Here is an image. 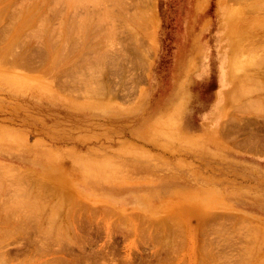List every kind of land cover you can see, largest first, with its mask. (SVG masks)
<instances>
[{
	"label": "rangeland",
	"instance_id": "1",
	"mask_svg": "<svg viewBox=\"0 0 264 264\" xmlns=\"http://www.w3.org/2000/svg\"><path fill=\"white\" fill-rule=\"evenodd\" d=\"M29 1L0 0V264H264V0Z\"/></svg>",
	"mask_w": 264,
	"mask_h": 264
},
{
	"label": "bare ground",
	"instance_id": "2",
	"mask_svg": "<svg viewBox=\"0 0 264 264\" xmlns=\"http://www.w3.org/2000/svg\"><path fill=\"white\" fill-rule=\"evenodd\" d=\"M28 1H29V0H28ZM36 1H37V0H36ZM49 1H50V0H49ZM79 1H81V0H79ZM79 1H78V2H79ZM102 1H103V0H102ZM117 1H118V0H117ZM124 1H126V0H124ZM259 1H260V0H259ZM29 2H31V1H29ZM43 2H44V1H43ZM50 2H51V1H50ZM148 2H149V1H148ZM262 2H263V1H262ZM79 3H80V2H79ZM99 3H100V2H99ZM117 3H118V2H117ZM120 3L123 4V3H124L123 0H121ZM127 3H128V2H127ZM152 3H153V2H152ZM259 3H260V2H259ZM118 4H119V3H118ZM121 4H120V5H121ZM139 4H140V3H139ZM149 4H150V3H149ZM256 4H257V3H256ZM21 5H22V4H21ZM65 5H66V4H65ZM136 5H137V4H136ZM142 5H143V4H142ZM144 5H145V4H144ZM250 5H251V4H250ZM257 5H259V4H257ZM16 6H17V5H16ZM22 6H23V5H22ZM26 6H28V4H27ZM97 6H98V5H97ZM122 6H123V5H122ZM122 6L120 7L121 9H122ZM140 6H141V5H140ZM147 6H148V5H146V7H147ZM259 6H260V5H259ZM263 6H264V5H263ZM20 7H21V6H20ZM55 7H56V6H55ZM118 7H119V6H117V8H118ZM141 7H143V6H141ZM153 7H154V6H153ZM257 7H258V6H257ZM48 8H49V7H48ZM48 8H47V9H48ZM68 8H69V7H68ZM112 8H113V7H112ZM120 8H119V9H120ZM144 8H145V7H144ZM144 8H143V9H144ZM19 9H20V8H19ZM24 9H25V8H24ZM109 9H110V8H109ZM121 9H120V10H121ZM126 9H127V8H126V6L124 5V9H123V10H125V12H126ZM150 9H151V8H150ZM12 10H13V9H12ZM25 10H26V9H25ZM29 10H30V9H29ZM50 10H51V9H50ZM50 10H48V12H49ZM53 10H54V9H53ZM53 10H52V11H53ZM55 10H56V9H55ZM85 10H86V9H85ZM107 10H108V9H107ZM113 10H114V9H113ZM146 10H147V9H146ZM148 10H149V9H148ZM259 10H261V9L259 8ZM52 11H50L51 14H52ZM88 11H89V10H88ZM25 12H26V11H25ZM28 12H29V11H28ZM28 12H27V13H28ZM50 12H49V14H50ZM53 12H54L53 14H55V11H53ZM56 12H57V11H56ZM66 12H67V11H66ZM92 12H94V11L92 10ZM102 12H103V11H102ZM108 12H109V11H108ZM108 12H107V13H108ZM118 12L120 13V11H118ZM148 12H149V11H148ZM46 13H47V12H46ZM61 13H62V12H61ZM63 13H64V11H63ZM63 13H62V14H63ZM112 13H113V12H111V14H112ZM114 13H115V12H114ZM15 14H16V13H15ZM18 14H19V13H18ZM21 14H22V13H21ZM104 14L106 15V12H105ZM120 14H121V13H120ZM10 15H12V14H10ZM24 15H25V13L23 14V16H24ZM47 15H48V14H46V16H47ZM55 15H56V14H55ZM55 15H54V16H55ZM60 15H61V14H60ZM86 15H87V14H86ZM89 15H90V14H89ZM89 15H88V16H89ZM97 15H98V14H97ZM99 15H100V13H99ZM107 15H108V14H107ZM109 15H110V13H109ZM115 15H116V14H115ZM121 15H122V14H121ZM25 16H26V15H25ZM31 16H33L32 13L30 14V17L28 16V17L30 18V23H29V24H31V19H32ZM42 16H44V15H42ZM46 16H45V18L43 17L44 19L41 18V20L43 19V20H42L43 22H44V20L48 21V23H47V25H48V24L50 23V21H51V19H50V18H51V15H50V18H49V17L47 18ZM54 16H53V17H54ZM56 16H57V15H56ZM58 16H59V14H58ZM79 16H80V15H78V17H79ZM17 17H18V16H17ZM36 17H37V16H36ZM92 17H93V16H92ZM98 17H103V15H102V16H98ZM111 17H112V19H113V16H111ZM148 17H151V16L148 15ZM13 18H14V17H13ZM19 18H20V17H19ZM19 18H18V20H19ZM29 18H28V19H29ZM37 18H38V17H37ZM59 18H60V17H59ZM74 18H76V17H74ZM109 18H110V17H109ZM109 18H108V21H109ZM123 18H125V17H123ZM136 18H137V20L139 19V17H137V16H136ZM48 19H49V20H48ZM76 19H77V18H76ZM84 19H85V18H84ZM87 19H88V18H87ZM87 19H86V20H87ZM101 19H102V18H101ZM103 19H104V18H103ZM106 19H107V17H106ZM149 19H150V18H148V21H149ZM151 19H152V17H151ZM151 19H150V21H151ZM227 19H228V18H227ZM21 20H22V19H21ZM25 20H27V17L25 18ZM41 20H40V21H41ZM139 20H140V19H139ZM153 20H154V19H153ZM28 21H29V20H28ZM28 21H27V22H28ZM46 21L44 22L45 25H44V23L41 22V26L44 25V26H43L44 28H45V26H47V25H46ZM72 21H73V20H72ZM87 21L89 22V20H87ZM92 21H93V20H92ZM96 21L98 22V20H96V19H95V21H93V22H96ZM100 21H101V20H100ZM104 21L106 22V20H104ZM111 21H112V20H111ZM120 21H121V20H120ZM135 21H136V19H135ZM14 22H15V21H14ZM27 22H26V24H27L26 26L29 25ZM60 22H61V21H60ZM68 22H69V21H68ZM77 22H78V21H77ZM77 22H75V23L77 24ZM80 22H81V21H80ZM131 22H132V21H131ZM140 22H141V20H140ZM11 23H13V22H11ZM11 23H10V24H11ZM21 23L23 24V22H21ZM21 23H20L19 25H21ZM54 23H55V22H54ZM63 23H64V22H63ZM63 23H62V24H63ZM72 23L74 24V21H73ZM99 23H100V22H99ZM136 23H137V22H136ZM56 24H57V22H56ZM62 24H61V25H62ZM73 24H72V25H73ZM88 24H89V23H88ZM130 24H131V23H130ZM37 25H39V24H37ZM70 25H71V24H70ZM70 25H69V26H70ZM79 25H81V24L79 23ZM86 25H87V24H86ZM86 25H85V26H86ZM90 25H91V24H90ZM90 25H88V26L91 28ZM96 25H98V23H97ZM102 25H103V24H102ZM131 25H132V24H131ZM135 25H136V24L133 23V26H135ZM9 26H10V25H8V27H9ZM16 26H17V25H16ZM26 26H25V24H24V27H26ZM32 26H33V24H32ZM69 26H68V27H69ZM73 26L76 27V25H73ZM98 26L100 27V25H98ZM129 26H130V25H129ZM136 26H137V25H136ZM142 26H143V28H144V26H145V25H143V22H142ZM229 26H230V25H229ZM19 27H20V26H19ZM24 27H22L21 29H23ZM43 27H41V30H42V31L44 30V33L46 34V31H47L48 27H47V29L45 28L46 30H45V29H42ZM49 27H51V26H49ZM54 27H55V26H54ZM78 27H79V26H78ZM78 27H77V28H78ZM93 27H94V26H93ZM93 27H92V28H93ZM99 27H97V28L95 27V34H97L96 30H97ZM101 27H102V26H101ZM6 28H7V27H6ZM82 28H83V27H82ZM90 28H89V30H90V34L94 35V34H93L94 32L91 33L92 28H91V29H90ZM141 28H142V27H141ZM18 29H20V28H18ZM21 29H20V30H17V32H18V31H19V32L22 31ZM33 29H34V28H33ZM49 29H50V28H49ZM52 29L55 31L54 28H52ZM59 29H60V28H58V31H59ZM61 29H62V28H61ZM61 29H60V30H61ZM67 29H68V28H67ZM74 29H75V28H74ZM85 29L88 30L87 27H86ZM93 29H94V28H93ZM132 29H133V27H132ZM53 30H50V31L52 32ZM70 30H71V28H70ZM79 30H81V29H79ZM79 30H76V31L79 32ZM145 30H146V29H145ZM228 30H229V28H228ZM31 31H32V30H31ZM31 31H30V32H31ZM36 31H37V30H36ZM56 31H57V30H56ZM66 31H67V30H66ZM74 31H75V30H74ZM82 31H83V29H82ZM17 32H16V33H17ZM37 32L40 33L39 30H38ZM48 32H49V31H47V33H48ZM60 32H61V31H60ZM109 32H110V31H109ZM38 33H37V34H38ZM41 33H42V32H41ZM44 33H43V35H44ZM54 33H55V32H54ZM61 33H62V32H61ZM18 34H19V33H18ZM18 34H17V36H18ZM24 34H25V33H24ZM28 34H29V33H28ZM31 34H32V32H31ZM31 34H30V36H31ZM34 34H35V29H34ZM56 34H59V33L56 32ZM66 34L69 35L67 32H66ZM74 34H76V33H74ZM74 34H73V35H74ZM86 34L89 36V32H86ZM86 34H84V35L87 37ZM11 35H12V34H11ZM26 35H27V33H26ZM35 35H36V34H35ZM41 35H42V34H41ZM48 35H49V36H53L52 33H49ZM48 35H46V38L48 37ZM54 35H55V34H54ZM107 35H108V34H107ZM126 35H127V34H126ZM5 36H6V35H5ZM15 36H16V35H15ZM15 36H14V37H15ZM17 36H16V37H17ZM36 36H37V35H36ZM38 36H39V35H38ZM38 36H37V37H38ZM44 36H45V35H44ZM60 36H61V35H60ZM71 36H72V35H71ZM97 36H98V35H97ZM142 36H143V35H142ZM12 37H13V36H12ZM14 37H13V38H14ZM27 37H28V36H27ZM33 37H34V35H33ZM58 37H59V36H58ZM66 37H67V36H66ZM68 37H69V36H68ZM68 37H67V38H68ZM105 37H106V36H105ZM110 37H111V36H109V38H110ZM31 38H32V37H31ZM38 38H39V37H38ZM49 38H50V37H49ZM53 38H54V37H53ZM60 38H61V37H59V39H60ZM69 38H70V37H69ZM93 38H95V36H94ZM101 38H102V37H101ZM145 38H146V37H145ZM50 39L52 40V38H50ZM84 39H85V38H84ZM96 39H97V38H96ZM102 39H103V38H102ZM19 40H21V39H19ZM19 40H18V41H19ZM24 40H25V39H24ZM34 40H35V39H34ZM38 40H39V39H38ZM16 41H17V40H16ZM52 41H53V40H52ZM52 41H51V42H52ZM135 41H136V40H135ZM4 42H5V41H4ZM12 42H13V40H12ZM46 42L48 43V42H50V41H49L48 39H46ZM82 42H84V40H83ZM85 42H86V41H85ZM97 42H98V41H97ZM13 43L16 44L15 42H13ZM17 43H18V42H17ZM19 43H20V42H19ZM54 43H55V42H54ZM263 43H264V42H263ZM263 43H262V44H263ZM49 44L52 45L53 43H48V45H49ZM56 44H57V43H56ZM56 44H55V45H56ZM97 44H98V43H97ZM6 45H7V44H6ZM6 45H4V47H5ZM10 45L13 46L12 43H11V44H8L9 47H10ZM18 45H19V44H18ZM45 45H46V44H45ZM64 45H66V44H64V42H63V45H62V46H64ZM92 45H93V44H92ZM238 45H240V40H239L238 30H237V29H234V30L231 32V44H230V45L228 44V45L226 46L227 49H226V51L224 52V57H223L224 60H223V64H222V66L224 67V69L221 71V76H220V88H219V90H218V92H217V95H216V101H217V104H218V105H220V104L223 102L224 96H225L226 93L229 91L228 88L230 87V85H231L232 83H234V85H235V83H236V81H237V85H235V86H238L239 81L242 80L241 77H244V76H241V75H243V74H242L240 71H237V70H236V71H237L238 73H236V72H232L231 75H230V73H228L229 65H228V62H227L228 59L226 58L227 51H228V53H229L228 55H230V57L233 56V52L236 50V46H238ZM263 45H264V44H263ZM8 46H7V48H9ZM20 46H21V45H20ZM56 46H57V45H56ZM56 46H54V47H56ZM84 46H85V45H84ZM248 46H249V45H248ZM14 47H16V46H14ZM17 47H18V46H17ZM46 47L48 48V46H46ZM54 47H53V48H50V49L48 48V49H49V52H48V53H51V55H53V53L50 52V51L54 50ZM88 47H89L90 49H92L90 46H88ZM238 47H239V46H238ZM12 48H13V47H12ZM61 48H62V47H61ZM61 48H60V52H59V50H57V51L59 52V54H57L58 58L56 57V55L54 56V57H56V59L58 60V61L56 60V62H59V64H61V58H62V55H63V54H61V57H59V56H60V53H61V52H62V53L65 52V50H62V51H61ZM63 48H66V47L64 46ZM51 49H52V50H51ZM85 49H86V48H85ZM10 50H11V49H10ZM10 50L7 49L8 53H9ZM77 50H78V49H77ZM79 50H80V49H79ZM255 50H256V49H255ZM261 50H262V49H261ZM5 51H6V50H4L3 52L6 53ZM11 51H13V49H12ZM25 51H26V50H25ZM99 51H100V50H99ZM247 51H248V50H247ZM53 52H54V51H53ZM82 52H83V50H82ZM88 52H89V51H88ZM248 52H250V51H248ZM259 52H260V51H259ZM0 53H2V52H0ZM25 53H26V52H25ZM262 53H263V52H262ZM10 54H11V53H10ZM12 54H13V53H12ZM45 54H46V53H45ZM73 54H75V53H73ZM2 55H3V53H2ZM25 55H26V54H25ZM3 56H4V55H3ZM1 57H2V56H1V54H0V58H1ZM45 57H46V56H45ZM45 57H44V58H45ZM54 57H53V59H54ZM59 58H60V59H59ZM21 59H22V58H21ZM45 59H46V58H45ZM45 59H44V60H45ZM48 59H49V58H48ZM53 59H52V61H53ZM229 59H231V58H229ZM72 60H73V59H72ZM262 60H263V61H262ZM262 60H259L260 62L258 61V64H259L260 66H264V58H263ZM13 61H14V60H13ZM56 62H54V63H55V64H54V68H55L56 65H57V66L59 65V64H57ZM74 63H75V62H74ZM254 63H255V62H254ZM247 64H248V63H247ZM247 64H246V65H247ZM255 64H256V63H255ZM19 65H20V64H19ZM61 65H62V64H61ZM71 65H72V64H71ZM230 65H231V64H230ZM248 65H249V64H248ZM251 65H252V64H251ZM251 65L249 66V68L251 67ZM23 66H24V65H23ZM145 66H146V65H145ZM231 66H233V65H231ZM58 67H59V66H58ZM223 67H222V68H223ZM244 68H245V67H244ZM122 69H123V68H122ZM235 69H236V68H235ZM235 69H234V70H235ZM52 70H53V69H52ZM54 70H56V69H54ZM234 70H233V71H234ZM23 71H24V69H23ZM63 71H64V70H63ZM126 71H127V70H126ZM50 72H51V71H50ZM59 73H60V72H59ZM240 73H241V74H240ZM123 74H124V72H123ZM238 74H239V75H238ZM245 76H246V74H245ZM257 79H258V78H257ZM263 80H264V79H263ZM259 81H260V79H259ZM262 82H263V81H262ZM258 84H259V86H258V85H257V86H258V87H261V85H260L261 83L258 82ZM237 88H238V87H237ZM247 88H248V87H247ZM247 88H244V89H247ZM252 88H253V87H252ZM244 89H243V90H244ZM248 89H249V88H248ZM250 89H251V88H250ZM234 90L236 91V87H235ZM253 90H255V91H259V90H257L256 88L253 89ZM230 91H231V90H230ZM230 91L228 92V94L230 93ZM250 93H251V92H250ZM250 93H249L248 95H250ZM256 93H257V92H256ZM243 95H247V94H243ZM244 97H245V96H244ZM242 99H244V98H242ZM251 101H252V100H251ZM257 101L261 102L260 99L257 100ZM249 102H250V101H249ZM246 104H247V102H246ZM250 104H252V103L250 102ZM253 104H254V103H253ZM242 105H243V104H242ZM243 106H244V105H243ZM248 106H249V105H248ZM246 107H247V106H246ZM243 108H244V107H243ZM247 108H249V107H247ZM259 109H260V108H259ZM262 109H263V108H262ZM260 110H261V109H260ZM260 110H259V113L261 112ZM263 111H264V110H263ZM263 111H262V112H263ZM262 112H261V113H262ZM219 113H221V114L223 113V111H222L220 108H219V110H218V114H219ZM257 113H258V112H257ZM261 113H260V114H261ZM258 115H259V114H258ZM263 115H264V113H263ZM261 117H262V115H261ZM259 119H260V118H259ZM229 120H230V119H229ZM230 121H231V120H230ZM232 122H233V121H232ZM226 123H227V122H226ZM227 124H228V123H227ZM222 125H224V124H222ZM222 125H221V126H222ZM225 125H226V124H225ZM225 125H224V126H225ZM221 126H219V127L221 128ZM226 126H227V125H226ZM222 128H223V127H222ZM251 133H252V132H251ZM5 168H6V166H5ZM2 169H4V168L2 167ZM2 169H1V170H2ZM6 169H7V168H6ZM6 169H5V170H6ZM10 170H12V169H10ZM5 172H6V171H5ZM5 172H3V173L5 174V177H6V173H5ZM14 173H15L16 176H17V177L15 176L16 178H18L19 180L21 179V181L24 182V181L22 180V179H25V178H26V175H25L24 173H23V174H24L23 176H22V175H19L18 172H17L18 174H17L16 172H14ZM14 173L11 174V175L14 176ZM20 174H21V173H20ZM8 175H10V172H8ZM11 175H10V176H11ZM28 175H29V174H28ZM30 175H31V174H30ZM3 176H4V175H3ZM10 176H8V177H10ZM12 176H11V178H12ZM8 177H7L6 179H9ZM15 177H14V178H15ZM27 178H28V176H27ZM29 178H30V176H29ZM6 179H5V180H6ZM13 180H14V179H13ZM13 180H11V181H13ZM27 180H28V179H27ZM27 180H26V182H27ZM0 181H1V180H0ZM38 181H39V180H38ZM6 182H8V181H6ZM6 182H5V183H6ZM15 182H16V181H15ZM22 182H19L21 185H20V187H17V188H20V189L18 190V192H20V193L22 192L23 189H26V188H23V186H26V187L28 186V187H29L28 184H27V185H24ZM11 183H12V182H11ZM27 183H29V181H28ZM30 183H31V181H30ZM35 183H36V182H35ZM7 184H8V183H7ZM14 184H15V183H13V185H14ZM33 185H34V184H33ZM38 185L40 186V183H39V182H38L37 185L35 184V186H38ZM45 185H46V184H44V187H45ZM31 186H32V185H31ZM41 186H42V185H41ZM46 186L48 187V185H46ZM50 186H51V185H50ZM15 187H16V186H15ZM42 187H43V186H42ZM36 188H37V187H36ZM38 188H41V187H38ZM45 188H46V187H45ZM63 188H64V187H63ZM14 189H15V188H14ZM42 189H43V188H42ZM49 189H50V188H49ZM27 190H28V188H27ZM44 190H45V189H44ZM40 191H41V190H40ZM40 191H38V192L40 193ZM24 192H25V191H24ZM26 192H27V191H26ZM26 192H25V193H26ZM29 192H30V189H29ZM46 192H48V191L46 190ZM20 193H19L18 197L20 196ZM30 193H31V192H30ZM35 193H37L36 190H35ZM43 193H44V191L41 192L40 194H42V196H43V195H44ZM8 194H9V193H8ZM10 194H12V193H10ZM22 194H23V193H21V195H22ZM26 194H27V193H26ZM26 194H25V196H26ZM32 194H34V193H32ZM32 194H31V195H32ZM37 194H38V193H37ZM40 194L38 195V198H39V196H41ZM45 195H46V194H45ZM5 196H6V194H5ZM15 196H16V194H15ZM22 196H24V195H22ZM28 196H30V194H28ZM35 196H37V195L35 194ZM6 197H8V196H6ZM9 197H10V196H9ZM18 197H17V198H18ZM32 197H33V196H32ZM4 198H5V197H3L2 199H4ZM11 198L13 199V196L10 197L8 200H11ZM17 198H16V199H17ZM26 198H27V197H26ZM36 198H37V197H36ZM38 198H37V199H38ZM18 199H19V201L15 202V204H16V205H17V204H22L21 196H20V198H18ZM18 199H17V200H18ZM33 199H34V198H33ZM4 200H6V199H4ZM13 200H14V199H13ZM24 200H25V199H24ZM34 200H35V202H36V199H34ZM11 201H12V200H11ZM20 201H21V202H20ZM25 202H26V200H25ZM25 202H24V203H25ZM5 203H6V202H3V204H5ZM8 203H9V202H8ZM32 203H33V201H32ZM15 204H13V202H12V206L15 205ZM27 204H28V202H27ZM5 205H7V203H6ZM5 205H4V206H5ZM9 205H10L9 207L12 208V206H11L10 203H9ZM16 205H15V206H16ZM4 206H3V207H4ZM7 206H8V205H7ZM13 207H14V206H13ZM4 208H5V207H4ZM4 208H3V209H4ZM27 208H29V207H27ZM3 209H2V211H5V209H8V208L6 207L4 210H3ZM15 209H16V207L13 208V210H15ZM34 209H35V208H34ZM34 209H33V211H34ZM0 210H1V207H0ZM9 210H11V209H9ZM9 210H8V211H9ZM26 210H27V211L29 210L30 213H31V209H30V208H29V209H26ZM2 211H1V213H2ZM6 211H7V210H6ZM6 213L8 214V212H6ZM23 213H24V212H23ZM30 213H29V214H30ZM1 215H2V214H1ZM9 215H10V211H9ZM31 215H33V213H32ZM31 215H30V216H31ZM3 216H4V215H3ZM5 217H6V216H4V218H5ZM7 217H8V216H7ZM121 217H122V216H121ZM15 220H16V219H15ZM15 220H14V223H15ZM3 223H4V222H3ZM177 224H178V223H177ZM15 225H16V224H15ZM18 226H19V224H18ZM13 227H15V226H13ZM16 227H17V226H16ZM20 227H21V226H20ZM22 227H23V226H22ZM1 229H2V228H1ZM25 229H26V228H25ZM48 229H49V228H48ZM42 231H43V230H42ZM13 232H14V231H13ZM26 232H27V231H26ZM56 232H57V231H56ZM56 232H55V234H56ZM7 233H8V232H7ZM7 233H6V234H7ZM65 233H66V232H65ZM6 234H5V235H6ZM21 234H22V233H21ZM21 234H20V235H21ZM44 234L46 235V233H44ZM51 234H52V233H51ZM3 235H4V232H3ZM63 235H64V233H63ZM260 235H261V234H260ZM6 236H7V235H6ZM65 236H66V235H65ZM45 237H46V236H45ZM261 237H262V236H261ZM4 239H5V238H4ZM40 239H41V238H40ZM54 239H55V238H54ZM57 239H58V237H57ZM263 239H264V238H263ZM32 240H33V239H32ZM41 240H42V239H41ZM67 240H68V239H67ZM258 240H259V239H258ZM42 241H43V240H42ZM61 241H62V240H61ZM170 241H171V240H170ZM205 241H206V240H205ZM260 241H261V238H260ZM254 242H255V241H254ZM31 243H32V242H31ZM66 243H67V242H66ZM69 243H70V242H69ZM169 243H170V242H169ZM263 243H264V242H263ZM263 243H262V244H263ZM262 244H261V245H262ZM64 245H65V244H64ZM70 245H71V244H70ZM67 246H68V245H67ZM256 247H258V245H257ZM164 249H165V248H164ZM245 249H246V248H245ZM248 249H249V248H248ZM259 249H260V248H259ZM59 250H60V249H59ZM81 250H82V249H81ZM243 250H244V249H243ZM257 250H258V249H257ZM260 250H261V249H260ZM179 251H180V250H179ZM248 253H249V252H248ZM248 253H247V254H248ZM244 254H245V256H247L246 253H244ZM76 256H77V255H76ZM241 256H242V255H241ZM211 257H212V256H211ZM247 257H248V256H247ZM249 257H250V255H249ZM243 258H244V257H243ZM246 259H247V258H246ZM248 260H249V259H248ZM2 261H3V260H2ZM65 261H66V260H65ZM101 261H102V260H101ZM238 261H240V259H239ZM19 262H20V261H19ZM67 262H68V261H67ZM85 262H86V261H85ZM102 262H103V261H102ZM65 263H66V262H65ZM103 263H104V262H103ZM103 263H102V264H103ZM6 264H7V263H6ZM8 264H9V262H8ZM100 264H101V263H100ZM184 264H185V263H184ZM239 264H240V263H239Z\"/></svg>",
	"mask_w": 264,
	"mask_h": 264
}]
</instances>
